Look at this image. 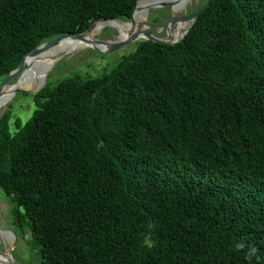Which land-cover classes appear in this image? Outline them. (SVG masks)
I'll use <instances>...</instances> for the list:
<instances>
[{"label":"trees","instance_id":"trees-1","mask_svg":"<svg viewBox=\"0 0 264 264\" xmlns=\"http://www.w3.org/2000/svg\"><path fill=\"white\" fill-rule=\"evenodd\" d=\"M148 2L0 0V79ZM43 86L28 120L0 118V191L37 264H264V0H211L179 43Z\"/></svg>","mask_w":264,"mask_h":264},{"label":"rangeland","instance_id":"rangeland-1","mask_svg":"<svg viewBox=\"0 0 264 264\" xmlns=\"http://www.w3.org/2000/svg\"><path fill=\"white\" fill-rule=\"evenodd\" d=\"M202 2H204V0H192L190 4L185 6L182 0H173L171 3L172 6H160L164 3L160 1H149L144 10L147 18L142 22V25H140V27L142 26V28H144L148 32L150 30V26L153 25H156L158 30L163 29V26L166 23V19L168 20L172 18L189 16L194 13L195 9L200 6ZM139 21L140 19L135 21L129 20L128 22L137 24ZM173 26L174 25L170 24V22L167 23L165 27V35H163L161 31L155 29L153 30L152 34L158 37L165 38L167 37L168 31ZM177 27L178 24L176 25V28ZM91 33L93 34L95 40L116 43L119 41V36L122 35L123 30L119 27L106 26L99 32H95L93 29L87 32V34ZM136 44L137 42L127 44L114 51H109L108 46L101 45H95L94 48L90 47L84 50L71 49L70 53L64 54L54 65L52 70L49 72L48 77L44 79V81L46 80L44 86L46 85V83L55 82L59 79L69 76L74 72L79 73L83 76H99L106 68L116 65L122 55L128 54L129 52L134 50ZM55 47V45L49 47V49L42 54L41 59L48 51ZM97 50L100 52H98ZM38 53H34V59H36ZM32 64L30 67H28L26 70H23L3 86L13 84L19 79L23 81L25 79L23 77L27 72H29V70L33 66ZM43 82L38 86V88L40 86H43ZM2 83L3 81L0 79V85ZM23 91L24 92L15 93L11 100H8L4 105L0 106V118L10 109L12 110L14 117L18 116L22 118L24 122L32 116V113L35 110V103L30 96L35 95V92H30L27 90ZM9 215V202L0 191V252L4 251L6 253H10V255H7V257L5 258V261H7L9 264H37L35 253L29 250L26 242L15 232L13 226L10 224ZM13 233H15L16 236Z\"/></svg>","mask_w":264,"mask_h":264},{"label":"bare ground","instance_id":"bare-ground-1","mask_svg":"<svg viewBox=\"0 0 264 264\" xmlns=\"http://www.w3.org/2000/svg\"><path fill=\"white\" fill-rule=\"evenodd\" d=\"M149 1H160L163 3H172L173 0H149ZM182 2L185 6H187L188 4L192 2V0H182ZM146 18H147V15L145 14L144 9H143L140 21L137 24H134L131 22H122V21H101V22L96 23L92 29L95 32H99L106 26L122 28L123 33L122 35L119 36V41L116 42V43L122 44V43H126V41H128V39L132 38L133 36L136 37L140 31L141 32L146 31L144 28H142V26L140 27V25H142V22L145 21ZM177 24H178V27L176 28ZM177 24H175L168 31L172 40H177L181 38L185 30L188 27L186 23L178 22ZM140 36L142 37L143 34H141ZM136 38H138V36ZM158 38H163V37H158ZM95 41H98V40L94 39L92 33L84 35L80 38H73V37L62 38L55 44L56 47L48 51L42 59H41L42 54L46 52V50H48L49 47L41 49L39 53L37 54V57L34 63L32 64L33 66L31 67L29 72H27L25 76L23 77L25 78L23 81L19 79L13 84L0 87V106L4 105L8 100L12 99V97L15 94V90L22 89L25 91L27 90L30 92H35L38 86L41 85V83L44 81V79L48 77L49 72L52 70V68L57 63V61L64 54L70 53L71 49H83L84 50V49L92 47L93 44L99 45V46L100 45L107 46V44L105 43L97 44ZM45 82L46 80L43 82L42 85H44ZM7 255H10V253H7L5 255H0L1 264H9L7 261H5V258L7 257Z\"/></svg>","mask_w":264,"mask_h":264},{"label":"water","instance_id":"water-1","mask_svg":"<svg viewBox=\"0 0 264 264\" xmlns=\"http://www.w3.org/2000/svg\"><path fill=\"white\" fill-rule=\"evenodd\" d=\"M143 1V0H141ZM210 1L211 0H207L206 1V5L201 9V10H198L194 13H192L191 15L189 16H183V17H178V18H172L170 19V24L172 25H175L177 24L178 22L180 23H186L188 25L187 29L185 30L184 34L182 35L181 38L177 39V40H172L171 36L169 33H167V37L165 38H158L156 36H154L152 33H149L148 31H143L138 33V38H136L135 36H133L132 38L128 39V41H126V43H123V44H119V43H113V42H109V41H95L97 44L98 43H105L107 44V46L109 47V51H114L116 49H119L127 44H131V43H138L140 41H151V42H154V43H158V44H165V45H175L177 43H179L180 41H182L184 39V37L187 35V33L190 31V29L192 28V26L194 25V23L197 21L198 17L200 16V14H202L210 5ZM140 2V1H139ZM138 5V4H137ZM160 6H172L171 3H164ZM159 6V7H160ZM137 7V6H136ZM136 10V8H135ZM135 10L133 11V14H132V18H133V15L135 13ZM132 20V19H131ZM101 21H120V20H117V19H102V20H99V21H96L94 24L98 23V22H101ZM123 22V21H122ZM93 24V25H94ZM93 25L89 28V30L87 32H89ZM87 32L85 33H76V34H70V35H64V36H60L52 41H49V42H46L42 45H40L39 47H37L36 49H34L33 51L29 52L21 61V64L19 65V67L14 70L4 81L3 83L0 85L3 86L5 84H7L12 78H14L23 68V63H24V60L25 58L28 56V55H31V54H34V53H38L41 49L43 48H48V47H51L53 45H55L60 39L62 38H65V37H73V38H80L84 35H87ZM143 34V36L141 37L140 35ZM140 36V38H139ZM95 47V44H93L92 48ZM96 50V49H95ZM98 51V50H97ZM100 52V51H98ZM17 92H24L23 90H15V93ZM39 92V91H38ZM38 92H35L34 94H37ZM15 235V233H13ZM16 236V235H15ZM7 254L6 252H0V255H5Z\"/></svg>","mask_w":264,"mask_h":264},{"label":"flooded vegetation","instance_id":"flooded-vegetation-1","mask_svg":"<svg viewBox=\"0 0 264 264\" xmlns=\"http://www.w3.org/2000/svg\"><path fill=\"white\" fill-rule=\"evenodd\" d=\"M170 21V19H166V23H165V25L163 26V29H159L158 30V28L156 27V25L154 26H150V30H149V33H152L153 32V30L155 29V30H158V31H161L162 33H163V35H165L166 34V31H165V27H166V25H167V23ZM158 23V22H157ZM165 31V32H164Z\"/></svg>","mask_w":264,"mask_h":264}]
</instances>
